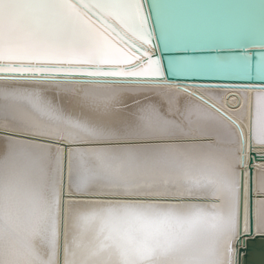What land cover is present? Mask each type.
I'll use <instances>...</instances> for the list:
<instances>
[{"label": "snow or ice", "instance_id": "snow-or-ice-1", "mask_svg": "<svg viewBox=\"0 0 264 264\" xmlns=\"http://www.w3.org/2000/svg\"><path fill=\"white\" fill-rule=\"evenodd\" d=\"M254 239L264 4L0 0V264H264Z\"/></svg>", "mask_w": 264, "mask_h": 264}, {"label": "water", "instance_id": "water-1", "mask_svg": "<svg viewBox=\"0 0 264 264\" xmlns=\"http://www.w3.org/2000/svg\"><path fill=\"white\" fill-rule=\"evenodd\" d=\"M169 2L196 6L210 14L216 19H230L236 14L242 13L246 10L254 8L259 11L260 6L264 4V0H169ZM221 83H244L245 81H220ZM264 241L254 239L251 246V258L254 260L260 259V249Z\"/></svg>", "mask_w": 264, "mask_h": 264}]
</instances>
